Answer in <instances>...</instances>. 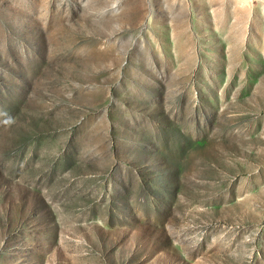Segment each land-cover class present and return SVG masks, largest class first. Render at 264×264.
<instances>
[{
    "label": "rangeland",
    "instance_id": "1",
    "mask_svg": "<svg viewBox=\"0 0 264 264\" xmlns=\"http://www.w3.org/2000/svg\"><path fill=\"white\" fill-rule=\"evenodd\" d=\"M0 264H264V0H0Z\"/></svg>",
    "mask_w": 264,
    "mask_h": 264
}]
</instances>
